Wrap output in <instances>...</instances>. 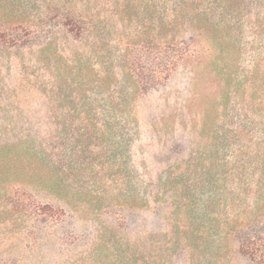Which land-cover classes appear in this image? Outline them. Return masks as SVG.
Wrapping results in <instances>:
<instances>
[{"label": "rangeland", "instance_id": "374dc122", "mask_svg": "<svg viewBox=\"0 0 264 264\" xmlns=\"http://www.w3.org/2000/svg\"><path fill=\"white\" fill-rule=\"evenodd\" d=\"M0 264H264V0H0Z\"/></svg>", "mask_w": 264, "mask_h": 264}, {"label": "trees", "instance_id": "16d2710c", "mask_svg": "<svg viewBox=\"0 0 264 264\" xmlns=\"http://www.w3.org/2000/svg\"><path fill=\"white\" fill-rule=\"evenodd\" d=\"M13 41L11 33H7L6 31H0V44H9V42Z\"/></svg>", "mask_w": 264, "mask_h": 264}]
</instances>
